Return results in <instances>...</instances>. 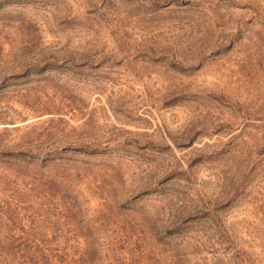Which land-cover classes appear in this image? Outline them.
Wrapping results in <instances>:
<instances>
[{
	"label": "rangeland",
	"instance_id": "rangeland-1",
	"mask_svg": "<svg viewBox=\"0 0 264 264\" xmlns=\"http://www.w3.org/2000/svg\"><path fill=\"white\" fill-rule=\"evenodd\" d=\"M0 264H264V0H0Z\"/></svg>",
	"mask_w": 264,
	"mask_h": 264
}]
</instances>
